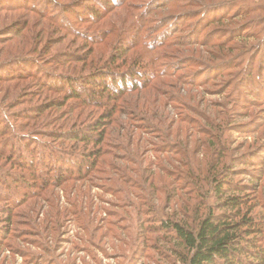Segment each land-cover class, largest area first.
<instances>
[{
  "label": "rangeland",
  "instance_id": "1",
  "mask_svg": "<svg viewBox=\"0 0 264 264\" xmlns=\"http://www.w3.org/2000/svg\"><path fill=\"white\" fill-rule=\"evenodd\" d=\"M162 1L0 0V50L4 49L0 57V178L17 189L16 193L0 189V264H180L175 251L182 249L171 241V235L158 229L161 223H156L155 218L166 220L185 214L192 219V210H205L207 206L220 213L215 209L216 200L206 197L207 182H201L204 189L200 198L195 193L196 181L192 188L184 189V182L178 184L180 190L174 186L177 170H186L194 161L206 169L210 157V162L217 164L223 149H227L225 156L228 154L236 162L235 167L230 165L235 173L228 180L233 186L248 188L250 215L262 225L264 242V12L214 25L206 31L213 35L218 28L244 24L242 28L257 34L256 40L240 41L223 51L182 44L175 46L176 53L153 46L156 33L162 30L159 24L170 21L167 18L172 8H156L150 23L141 21L142 12ZM201 1L217 4L230 0ZM256 3L264 6V0ZM196 10L186 7L178 12ZM225 10L235 12L232 7ZM252 19H257L254 24L249 21ZM67 25L72 27L69 32ZM145 27L150 28L146 33ZM141 35L142 40L153 43L137 46ZM31 39L38 40L35 47ZM241 52L246 53L242 58ZM111 56L122 59L105 70L104 64H109ZM148 60L157 69L169 64L181 66L179 78L166 77L165 85H156L159 99L166 106L164 112L170 113L164 130L180 117L191 116L203 123L204 133L191 135L189 125L177 123L168 140L163 141L161 134L128 116L130 121L123 119L115 130L112 128L111 155L102 157L113 167L99 165L95 181L84 184L76 177L57 183L49 169L35 173L36 167L42 168L39 155L45 149L58 146V152L75 157L78 145L49 135L60 131V123L52 118L62 111L49 117L47 112L36 120L33 112L46 101L33 95L25 97L37 89V78L30 75L43 81L55 80L58 75L79 78L98 69L105 74L113 70L125 75L144 71ZM235 60L240 63L233 69L229 66ZM213 66L215 70L223 67L228 77L213 81L208 74ZM194 72L199 76L197 82L209 84L186 85L184 80ZM201 72L207 73L200 76ZM221 90L224 95L219 94ZM235 91L240 98L236 105L232 103ZM47 96L58 97L49 93ZM201 114L209 121L220 115L227 132L207 127ZM125 122L131 126L130 139L120 138ZM12 143L16 153L11 151ZM186 149L193 156L190 162L182 156ZM22 153L37 165L34 170H28L30 164L24 159L19 160ZM226 160L227 157L224 163ZM127 188L139 198L127 195Z\"/></svg>",
  "mask_w": 264,
  "mask_h": 264
},
{
  "label": "trees",
  "instance_id": "2",
  "mask_svg": "<svg viewBox=\"0 0 264 264\" xmlns=\"http://www.w3.org/2000/svg\"><path fill=\"white\" fill-rule=\"evenodd\" d=\"M256 1L230 0L227 3L221 1L217 4H204L201 0H164L157 3L154 8H152L154 4H151L152 9L147 8L146 11L142 12L141 21H144L145 24L150 23L153 17L151 13L156 8H172L171 17L167 18L170 21H166L169 23V26H165L168 24L166 22L159 24L162 30L160 33H156L157 36L153 39L154 43L142 40L143 35L139 36L137 46H146L148 43H153V46L156 45L154 49L165 47L176 53L178 52L175 46L182 44L186 47L194 45L212 46L219 51H223L227 46L234 45V43L256 40L257 34L255 32L253 34V31L251 32L247 28H242L244 24L236 25L232 29L218 28L213 35L206 32L214 25H223L225 22L230 23L247 19L259 12H264V6L256 3ZM2 7L10 8L9 5L5 6L4 4ZM186 7H194L197 10L178 12V9L184 10ZM230 7L235 10L232 14L226 13L225 10ZM174 9H176V12H174ZM193 20L195 21L190 22ZM256 20L252 19L249 21L251 24H254ZM195 24L197 25L196 27L194 26ZM67 27L65 28L66 31H71L69 28L72 29V27L69 25ZM145 29V33L150 30V28L146 27ZM19 31L16 32L18 37L21 34ZM142 31L144 30L142 29ZM162 32L164 34L160 35ZM183 33H186V35L177 36ZM30 41L34 43L33 47L38 43V40L33 41L31 39ZM45 45L41 50L45 49ZM3 52L4 49L0 50V57ZM245 55V52H241L240 58ZM120 59H122L120 56H111L109 64H104V69H108V66L112 67L116 62L115 60ZM72 61L70 60V62ZM77 61L80 62L82 59ZM235 61L230 63L231 66L229 67L235 69L240 63L238 60ZM151 63L152 61L150 60L146 61V65L143 68L144 71L130 72V74L127 73L125 75L118 74L113 70L105 74V71L100 69L87 73V76H79V78L77 76L58 75L57 77L55 76V80L50 81L39 80L37 75H30L32 79L37 78L35 85L37 92L26 93L25 97L33 95L46 101V103H42L41 107H37V110L33 112L36 115L35 117H37L36 120L40 119L47 112V116L49 117L53 113L62 111L60 115L52 118L56 123H60L58 127L60 131H52L53 133L49 135L53 136L55 140L62 139V142L72 141L75 145H78V149L73 153L77 155L75 157L66 156L58 152L61 151V149L58 150V146L49 150L45 149L39 155V162H41L42 168L36 167L37 165L34 164V161L23 153L19 155V160L24 159L26 163L30 164H28L30 166L28 170H34V167H36L35 173L38 172V174L40 171L49 169L55 174L57 183L78 177L80 179L78 181L87 184L96 180L95 175L99 165L107 168L113 167V164H108V162L106 163L102 159L111 155L108 151L109 146L112 144V135L116 126L124 122L123 119L130 121V117L137 118L139 121L144 122L151 132L161 134L164 137L163 141L168 140L170 137L169 132L176 129L177 123L189 125L188 131L191 132V135L193 133H204L202 132L204 131L202 127L204 126L203 123L199 122L197 118H191V116L180 117L179 121L171 122L164 130L167 121L169 120L170 122V113L168 110L164 112L166 106L164 107V104L159 99L160 90L156 85H165L163 79L166 77H178L179 67L181 66L169 64L164 69H157ZM203 66L200 64V67ZM210 68L211 71L208 74L213 77V81H219L221 78H226L229 75L228 72L222 71L223 67L217 66L216 70L215 66ZM205 73L207 72H201L200 76L205 75ZM194 75H196V72H194ZM194 75L188 76L184 80V83L186 82V85L190 86L209 84V82H197L199 76ZM48 93L58 95V97H49L47 96ZM219 94L224 95L225 92L221 90ZM238 96L239 93L236 91L232 95V103L235 105L240 101ZM194 115L197 116L196 113ZM199 117L205 121L207 127L213 128L217 132H221L222 130H224V133L227 132L225 131L226 125L220 122V115H218L215 121H209L202 114ZM58 120L61 122H57ZM89 120L91 122L86 124ZM125 124L120 138L130 139L132 137V133L130 132L131 126L129 127L127 122ZM228 125L230 126L229 123ZM113 127L114 130H112ZM180 129L178 126V132ZM208 143L212 144L210 140ZM10 146L12 147L11 151L16 153V145L12 143ZM208 146L210 148V145ZM223 147L225 148L226 145ZM188 150L186 149L182 152V156L190 162L193 156ZM223 151L217 164H214L216 161L213 160L211 163V157L209 158L206 169L194 161V165L190 164L186 170H177L175 174L178 179L176 186H174L175 189L180 190L178 184L184 182V189L192 188L196 181L195 193L200 198V194L204 189L201 186V182L205 184L207 182L206 197L209 200L212 198L216 200L215 209L220 213L215 212L214 207L207 206L205 210L199 208L195 209L196 211L192 210L195 215L192 219L186 217L185 214H175L166 220L155 218L156 223H161V228L158 229L171 235V241L182 249V252L175 251L177 261L180 264H264V242L261 235L263 232L262 225L260 226L258 221L250 215L248 188L246 186H233L231 181L228 180L234 176L235 170L233 169L235 168L233 167H235L236 162L235 158H228V154L225 156L227 149H223ZM224 156L227 157L226 163L223 161ZM87 159H91V161ZM230 165L234 166L231 167ZM3 178H0V189L4 188L6 192L13 191L16 193L17 189L12 187L14 184L4 183L2 181ZM15 186L17 187L18 185ZM127 189V195L139 198V196H136V193L131 194L129 188ZM141 190L144 192L143 188ZM149 196L152 198V194ZM206 204L208 205V203ZM141 211H138V216L141 214Z\"/></svg>",
  "mask_w": 264,
  "mask_h": 264
}]
</instances>
